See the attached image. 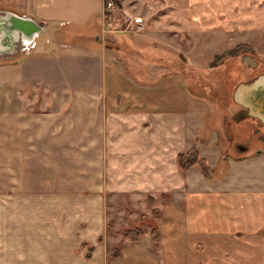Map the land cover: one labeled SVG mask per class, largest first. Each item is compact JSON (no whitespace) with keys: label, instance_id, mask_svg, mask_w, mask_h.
Segmentation results:
<instances>
[{"label":"crops","instance_id":"crops-1","mask_svg":"<svg viewBox=\"0 0 264 264\" xmlns=\"http://www.w3.org/2000/svg\"><path fill=\"white\" fill-rule=\"evenodd\" d=\"M114 1L106 24L105 0H0L4 18L101 43L0 55L23 58L0 91V264H264V194L255 215L254 192L208 189L199 165L178 164L195 149L189 40L253 48L236 40L264 36V0Z\"/></svg>","mask_w":264,"mask_h":264},{"label":"rangeland","instance_id":"rangeland-1","mask_svg":"<svg viewBox=\"0 0 264 264\" xmlns=\"http://www.w3.org/2000/svg\"><path fill=\"white\" fill-rule=\"evenodd\" d=\"M118 14L120 13L117 12L114 16ZM109 18H104L106 24ZM116 19L117 24L121 25V18ZM134 23L136 22L134 21ZM91 29L102 32L105 27L99 24L98 26L93 25ZM72 31L69 27H65L61 29L59 36L52 32L41 33L37 35L34 43L36 50L30 45V49L24 46L20 54H28L33 50L35 53L46 55L73 53L70 52V49L62 48L58 44L59 40L65 43H83L89 46V49L100 48L101 43L92 41L90 36L84 34L85 32L73 34ZM243 37H246L245 40L251 41L253 48L250 47L240 51L237 55L224 57L216 62L214 55L220 56L226 52L222 53L221 48H214L210 43L209 35L192 36L188 48L185 50L186 54H184V61L188 66L184 67L183 71L188 77L187 83L193 96L189 124L191 145L196 150L191 156L208 161L210 169L207 171L206 188H217L223 192L234 193L254 192L255 194L251 198H254L253 204L256 209L255 215H257L262 203L259 198L262 197L261 194H264V144L259 143L261 134L254 136L255 126L251 122L236 119L240 108L234 103L233 95L237 86L244 83L247 78L264 74V36L255 33L238 35L236 45L240 44ZM245 55H249L251 59L259 63V67L262 65L251 72L252 76H247L245 73L250 70V66L243 62ZM22 59L0 64V91H3L6 86H11L12 83L16 86ZM252 135L255 145L251 144V150L248 153H242L235 149L236 145L246 144ZM199 168L197 166L194 172L199 171ZM125 210L128 209H109V219L119 218V213H122V217L127 218L128 213ZM120 224L123 228L132 226H127L122 221ZM262 234L264 235V232Z\"/></svg>","mask_w":264,"mask_h":264},{"label":"water","instance_id":"water-1","mask_svg":"<svg viewBox=\"0 0 264 264\" xmlns=\"http://www.w3.org/2000/svg\"><path fill=\"white\" fill-rule=\"evenodd\" d=\"M42 31L43 28L31 19L6 14L5 18L0 19V44L9 49L13 41L20 39L23 46H28ZM233 101L264 123V75L250 84H239L234 91Z\"/></svg>","mask_w":264,"mask_h":264},{"label":"flooded vegetation","instance_id":"flooded-vegetation-1","mask_svg":"<svg viewBox=\"0 0 264 264\" xmlns=\"http://www.w3.org/2000/svg\"><path fill=\"white\" fill-rule=\"evenodd\" d=\"M2 18H4V17L0 14V19H2ZM23 47L24 46L22 45V40H20V39L17 40L16 42L13 41V46L11 48L7 49V50H4L5 52H3V49L5 48V45L4 44H0V55H2V54L18 55V54L21 53ZM243 62H244L245 65L250 66V70L245 72L247 76L248 75L250 76L251 72L254 69L260 68L262 66V65H260V67H259V63H257L255 60L251 59L249 55H245L244 56ZM262 75H264V74L261 73V74L255 76V77L247 78V80L244 83L250 84V83L254 82L255 80H257ZM239 108H240V111L237 113L236 119L237 120H247V121L251 122L255 126V129L253 130L254 136H256L258 134H261L262 137H261L259 143L264 144V123L261 120L252 117L250 115L249 110H247V109H245V108H243L241 106H239ZM252 138H253V135L248 139L246 144H243L242 146L241 145H236L235 149H237L239 152H242V153H248L251 150V144H254V141L252 140Z\"/></svg>","mask_w":264,"mask_h":264},{"label":"trees","instance_id":"trees-1","mask_svg":"<svg viewBox=\"0 0 264 264\" xmlns=\"http://www.w3.org/2000/svg\"><path fill=\"white\" fill-rule=\"evenodd\" d=\"M250 46L247 45H239L237 46L234 50L232 51H228L223 55L220 56H216L215 57V61L218 62L220 60H222L224 57H229L232 55H237V53H239L240 51L243 50H247L249 49ZM196 150L193 149L191 152L187 153V154H181L178 158V164L179 167L181 168V170L183 172L188 171L189 169H191L192 167H194L195 165H199L204 173V175H207V171L210 169V166L208 164V162L206 160H199L198 157H193L191 156V154ZM143 232H141L140 230H128L125 232L126 237H132V238H136L142 235Z\"/></svg>","mask_w":264,"mask_h":264},{"label":"built area","instance_id":"built-area-1","mask_svg":"<svg viewBox=\"0 0 264 264\" xmlns=\"http://www.w3.org/2000/svg\"><path fill=\"white\" fill-rule=\"evenodd\" d=\"M119 11H120V8L117 6V4L115 3L114 0H105L104 9H103L104 18L111 17ZM137 26H138L139 30H142L143 26H142L141 22H137ZM30 46H32L34 49L35 44L33 43ZM30 46L28 45L27 49H30Z\"/></svg>","mask_w":264,"mask_h":264}]
</instances>
